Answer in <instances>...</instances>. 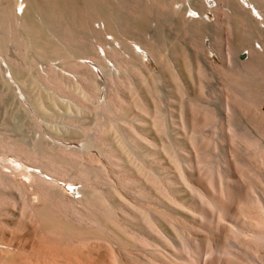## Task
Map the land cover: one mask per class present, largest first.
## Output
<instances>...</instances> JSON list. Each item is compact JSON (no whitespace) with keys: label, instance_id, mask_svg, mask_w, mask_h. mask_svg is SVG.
Returning <instances> with one entry per match:
<instances>
[{"label":"rangeland","instance_id":"rangeland-1","mask_svg":"<svg viewBox=\"0 0 264 264\" xmlns=\"http://www.w3.org/2000/svg\"><path fill=\"white\" fill-rule=\"evenodd\" d=\"M139 1H137L139 4L143 3ZM204 2L210 8L212 7L210 11H206L209 22L205 25L206 27H203L204 30L202 28L201 31H196L197 34L196 32L194 34L193 31L190 32L191 30L187 31L185 19L187 20V16L190 13L183 10L185 2H182L176 11L172 8L168 9L169 5L168 7L159 8L149 5L145 12L139 10L140 14L144 13V19L146 18L144 26L147 24L145 26L147 34L146 32L145 34L147 36L152 35L159 26L160 29L158 28V30L163 32V37L166 39L162 45L165 53H162V62H160L161 66L158 69L149 57H140L137 54H133V52L131 53L129 45L133 48L134 46L142 47L144 41L147 40L144 33L135 32L132 28L127 30L128 32L131 31L129 37H132L126 40L128 43L126 41L125 43L123 39L122 42L121 40H118L119 42L112 41L109 34H102L96 23L88 24V29L86 27L71 26L72 31L71 27H68L71 32L67 31L68 29L63 30V32L58 30L57 33H63V35L57 36L60 39L57 38L54 45L60 48L59 51L56 48V51L50 54L46 51L48 49H45L46 46L43 47L39 44L40 47L37 43L32 44L31 41L29 42L25 37H22L23 34L18 27L14 31V33L19 32L18 37L12 36L16 39L12 38L13 41L9 39L10 35L9 37L6 35L7 33L5 35L2 33L5 30L0 26L3 30L0 31V39H3V41H0V135L4 136L5 134L6 136L7 134V137L10 136L9 138L14 140L18 139L21 141V139H24L30 146L31 143L34 146L38 144L43 153L53 143L79 149L82 146L81 149L84 148L86 150L83 163L94 170L98 178L92 184V188L100 192H106L111 203L118 206L119 209L122 208L121 210H124L127 214L130 213L129 215L137 216L139 213L138 216H140L143 213L141 211L144 210V212L153 211L154 216H157V219L154 217V222L158 229L155 234L158 236L154 235V241L156 250L159 251L158 253L162 251L158 255L166 254L169 257L172 256L175 260L179 259V257L184 259L187 258V254L189 255L187 250L194 247L200 252V258L202 259L203 255H206L209 248L213 246L212 251L214 252L212 253H216L220 259L218 262L216 255L212 254V258L215 260L214 264H220L223 259H226V264H248L258 261L262 263L264 246L254 244L246 236L242 237L243 234H237L236 230L241 229L237 228L232 218L227 217L228 220L225 218L226 220L222 219L218 223L217 210L208 206L207 202L211 198L218 197L220 180L223 178H225V182L229 186L226 193L228 199L232 201L230 202L233 203V206L231 205L233 210H236L237 206H245L248 201L250 202L254 199H252L253 196H259L257 198L264 201V164H262L264 162L262 161L264 159V147H262L264 142H261L262 145L259 149L262 148V150L260 151L258 147L255 148L254 145H248L258 134V131L253 126V118L255 117V108L264 113L262 108L264 94L255 107L244 104L238 106L237 115L232 118L233 121L230 119L233 124L230 120L225 122L227 116L224 113L225 104L227 101H232L233 95L227 89L229 87L227 81L229 80L226 77L227 72L225 70L232 67V64L228 65V59L238 61V63L250 62L251 58H247L246 55L239 56L254 46L256 48L260 47L259 45H263V42L262 39L256 37V28L237 22L236 17L231 13L226 14V12L218 11L217 8H214L215 2L213 0H204ZM16 3L18 6L16 4L14 6L15 15L19 20L23 18L21 14L30 8V1L16 0ZM118 8L115 4L110 6L115 16L131 21L135 19L134 16H137L129 10L121 8L119 9L124 11L118 12ZM113 9L117 10V13ZM18 14L21 16L18 17ZM33 14L36 19L40 18L36 13ZM62 21L66 24L67 20L63 19ZM62 21L59 22L61 26L63 24ZM91 25L93 26L92 31ZM133 30L135 33H133ZM74 31L79 35L77 33L72 34ZM67 32L71 36L77 34L75 37L77 42L73 40L75 39L74 36H72L73 38L70 37ZM4 36H7L8 39ZM20 36L22 39H20ZM63 37L64 42L68 38L70 43L67 41L64 43L61 39ZM194 39L196 40L194 41ZM57 41L62 43L58 44ZM197 41L200 46L196 43ZM139 42H141V45ZM122 43L125 44L122 46ZM202 44H205L206 49L204 50L206 52H203ZM186 46L187 48H185ZM193 47L198 48L200 59L193 63L191 62L192 66L194 65L195 67L191 69L188 66V61L185 62L186 59L179 51L182 48L184 51L187 50V52L190 49L195 52ZM121 49L126 54H131H125L128 59H125L126 57L122 55ZM175 50L177 52L173 54L172 51ZM69 51L73 53L71 54ZM135 51L139 53L138 49H135ZM56 53L62 58L64 57V60L60 59ZM65 53H68L69 56L65 55ZM140 54L143 55L142 53ZM52 55L57 57H54V59ZM65 57L71 58L65 59ZM73 59H75L74 61L78 60L77 62L80 61L79 63H83L93 70L91 71L87 68L85 72L87 75L88 73L89 75L91 74L88 77L91 82H95L96 86H94V83L91 85L94 89L96 87L95 90L90 86L82 89L83 85L79 77L75 76L78 73L71 69L68 70L67 65ZM65 60L68 64L64 62ZM198 64L201 66V71L197 69ZM53 66L56 68L55 71H51ZM6 69L10 73L5 71ZM42 72L43 74L45 73V76L51 72H56L58 76L60 75V78H64L63 80L61 79L64 88L59 89L46 83L43 79L44 76L42 77ZM95 73L97 77H95ZM129 84L133 85L130 86ZM79 85L82 86L77 88ZM89 87L91 91L88 90ZM87 91H89V95ZM115 92L119 93L118 96L120 95L122 100H124L121 104L120 102L116 103L120 105L119 107L112 102L117 96ZM82 93L86 94V96ZM103 100L111 101V104L115 105L112 109L113 111L111 109H109L111 111L108 110L112 106L111 104L107 111L105 109L103 111L100 108ZM138 100L139 102H137ZM140 103L142 104L140 105ZM186 108L188 109L186 110ZM204 109L207 110L205 111ZM209 110L212 113H209ZM181 111H185L184 114H187V118L180 114ZM206 113L210 116L212 115L211 118L206 116ZM218 114L225 117L222 116L224 118L221 119V115L219 116ZM98 118L103 120L102 124H100L101 121ZM183 119L186 120L184 121ZM98 120L100 126H97L99 125ZM106 122L108 125L105 124ZM183 123L184 125L187 124L184 126ZM234 128L237 129L234 130ZM234 132L238 137L233 135L235 134ZM240 133L241 135L244 133L248 134H245L247 137L243 136L239 139ZM244 137L246 140H244ZM245 143L246 145H244ZM42 145L44 149H47L42 150ZM6 155H3V157L5 156L7 163H9L8 160L11 162L13 156L11 154ZM72 163H74V167L78 165L76 161ZM76 169L70 170V174L75 172ZM183 175L188 178L183 179ZM225 175L226 177H223ZM20 178L22 179V177ZM59 183L63 185V181L60 180ZM65 188L68 195L74 198L77 197L75 190L69 191L71 189L70 185H66ZM166 192L185 203L187 202L191 207L193 206L192 208L197 211L196 215H194L196 219L187 213V215L182 214L179 209L170 205L165 197ZM31 195L33 202L37 204V196L35 194ZM248 197L251 199L249 200ZM205 199L208 201L205 202ZM246 208H248L246 209L247 211L244 210L248 214L255 215L257 212L252 207ZM119 213L122 212L119 211ZM177 213L184 216L181 217ZM217 227L218 230L216 229ZM233 230L235 231L233 232ZM244 230L248 234L251 233V230L255 231L247 228ZM210 238H213L214 242H211ZM184 242L187 245H191V247L187 246L189 248L187 249ZM164 244L165 246H163ZM93 245V243L86 245L82 249L81 256L77 255L76 257L78 258L75 257L76 260L80 259L79 257H85V259L81 258V264L82 261L84 262L83 264H109L111 260L109 248L105 247V244H101L102 247L100 244H95L92 247ZM228 251L229 253L235 251L236 255H232V258L229 256ZM69 253L71 256H75L71 251ZM83 254L84 256H82ZM88 254H92V257ZM223 254L228 255L224 256ZM103 255L108 256L103 258ZM166 255H164L163 259L166 258ZM176 255L178 258H176ZM71 256H69L70 260L73 258ZM228 256L230 259H227ZM160 258L157 259L158 262H161ZM167 260L174 263V260L170 258ZM224 260L221 263H224ZM72 261H69L71 263L68 262V264H73ZM178 262L180 260L176 264H180Z\"/></svg>","mask_w":264,"mask_h":264},{"label":"bare ground","instance_id":"bare-ground-1","mask_svg":"<svg viewBox=\"0 0 264 264\" xmlns=\"http://www.w3.org/2000/svg\"><path fill=\"white\" fill-rule=\"evenodd\" d=\"M29 1H30V8L28 10H25V12H23V14H21L23 18H20L18 20L17 16L15 15L16 13H15V8H14L15 4H16V6H18L16 3V0H0V26H1V28L3 27L6 32L3 31L1 28H0L1 29L0 31H3L2 33H4V35H5V33H7L6 35H8V36L10 35L11 37L9 36L10 37L9 39H12L14 36L18 37L19 32L14 33V31L17 30L15 28L18 27L20 32L23 34L22 37H25L29 42L31 41L32 44L37 43L38 46H40L39 44H41L43 47L46 46L45 49L48 48L50 51L48 49H46V51L49 52L50 54H51V52L56 51V48L58 47V46L56 47L54 45V44H56L55 43L56 39L57 38L60 39L57 36L63 35V33L58 34L57 31L59 30V32H63V30H67L68 27H71V26L72 27L77 26L78 28L79 27H84V28L86 27L88 29V26H89L88 24L96 23L97 26L100 28V31L102 32V34H105V33L109 34L111 36L112 41L117 42L118 40H121V42H122V39H123V41L125 42L126 40L132 38L131 36L129 37V35H131V34H129V33H131V31L130 32L127 31V30H129V28L134 29L135 32H140L141 34L144 33V35L147 34V32L145 30L146 29L145 26L147 24L144 26V22H145L144 20L146 18L144 19V16H143L144 13L143 12H145L148 9L149 5H152L153 7L155 6L156 8L165 7V6L168 7V5H169L170 7L168 9L172 8L173 10L176 11L178 9V6L182 2L183 3L185 2L183 10L191 14V15L187 14L188 15V16L186 15L187 20L185 19L187 31L191 30L190 32L193 31L195 34L196 31L197 32L201 31V29L203 27H206L205 25H207V23L209 22L208 15H207L206 11L207 10L210 11L212 8V7L210 8L209 5L204 2V0H140L143 2L142 4H139L137 2L138 0H29ZM213 1L215 2L214 8H217L218 11L220 10L223 13L226 12V14L231 13L236 17L237 22L243 23L245 26L250 25V26H253L254 28H256V32H255V33H257L256 37H258V39L259 38L262 39V42H263V45H259L260 47L256 48L253 45L254 47H252V49H250L244 53V55H246L247 58H251L250 62L238 63V61L236 62L235 60L228 59V65L232 64V67H230L232 69L229 68L230 69L229 70L227 68L226 69L227 71L225 70V72H227L226 77L229 80V81L226 80L229 84V87L227 89H229L231 92L230 94H233V95H232V98L230 96L232 101H227L225 104V108H224L225 112L224 111H222V112L226 113L225 116H227L225 118V120L227 119L225 122H229L230 119L235 118V115H237L236 112H237V110L239 111L238 106L244 104L247 106L250 105L251 107L252 106L255 107L257 105V103L259 102V99L261 100L263 98V94H264V0H213ZM112 2L117 7L121 8V9H125L127 11L129 10L130 12H132L134 15H137V16H134L135 19L133 21H131L129 19L126 20L123 17L115 16L114 13L112 12V10L110 9V6L114 5ZM112 8H114V7H112ZM121 9H119L118 12L124 11ZM139 10H143V12H142L143 14H140ZM113 11H115V10L113 9ZM33 13H36L37 16L40 18L36 19V16L34 17ZM21 15L18 14V17H20ZM63 19L65 21L67 20L66 24H64L65 22L62 21ZM60 20L62 21V23L64 25L62 23H61L62 26L59 24V22H61ZM12 26H13V28H12ZM72 27H71V31H72ZM158 28L160 29L159 26H158ZM158 28H157V30L154 29L155 32L152 35H150V34H149L150 36L146 35L147 40L144 41L142 47L134 46V48H133L131 45H129L131 48L130 49L131 53L133 52V54H137L140 57H143V56L149 57L153 61V63H155V65L157 66V69L159 68V66H161L160 62H162L161 61L162 53H165V51L163 52V46L162 45H163V42L165 43L164 40H166L163 37L164 36L163 32L158 30ZM69 29L67 31L71 32ZM75 29H77V28L75 27ZM81 29H83V28H81ZM60 30H62V31H60ZM92 30H93V26L91 28V31ZM134 30H133V33H135ZM203 30H204V28H203ZM78 31H79V29H78ZM69 32H67V34ZM81 32H82V30H81ZM145 32H146V34H145ZM197 32H196V34H197ZM75 33H77V32L74 31V33H72V34H75ZM203 33H205V32H203ZM67 34H66V36L68 37ZM69 35H70V33H69ZM76 35L75 36L72 35V36H74V38H75ZM66 36H64V37H66ZM72 36L70 35V37H72ZM194 36L195 35H193V37ZM4 37H6L8 39L7 36H4ZM64 37L61 38L62 41L64 40ZM193 37H192V40H193ZM201 37H202V35H201ZM13 39H15V38H13ZM20 39H22L21 36H20ZM196 39H197V37H196ZM196 39H194V41ZM1 40L3 41V39H0V41ZM73 40H76V38ZM73 40H71V41H73ZM9 41H11V40H9ZM66 41L67 42L69 41L68 38ZM76 42H77V40H76ZM202 42H203V40H202ZM60 43H62V42L60 41ZM60 43L58 42V44H60ZM68 43H70V42H68ZM125 43H122V46ZM140 43L141 42H139V44ZM196 43L198 44V41ZM22 44H24V43H22ZM198 46H200V45L198 44ZM201 47L203 48V52H206L204 50V49H206L205 44H202ZM201 47H199V48H201ZM59 48H57L58 51H59ZM185 48H187V46ZM193 48L195 49V52L192 49H190V51L192 50V52H190V51L187 52V50L184 51L182 48H181V51H179L181 53V55L186 59L185 62L188 61V66L191 69L195 68L194 65L192 66V63L194 61L200 59V56L198 53V48L197 47H193ZM135 49H138L139 53L136 52ZM76 50H78V49H76ZM64 51H66V50H64ZM121 51L120 52L125 57L127 54H129V53L126 54L122 49H121ZM176 52H177L176 50L172 51L173 54H175ZM62 53H64V52H62ZM70 53L72 54L73 52L71 51ZM140 53H142L143 55H141ZM167 53H166V55H167ZM50 54H49V57H50ZM56 55L59 56V54H57V53H56ZM56 55L55 56L52 55L53 58L57 57ZM65 55L69 56L68 53L67 54L65 53ZM129 55H131V54H129ZM59 57H60V59L62 58L61 56H59ZM71 57H65V59L66 58L69 59ZM125 59H128V56ZM74 60L75 59H73L69 64L66 62V60L64 62H66V64H68L67 65V67L69 68L68 70L71 69L74 72H77L79 74V75L77 74L75 76L79 77L81 84L83 85L82 89L86 86L91 87V85L93 83H94V86H96L95 82H91L89 77H88L89 71L87 72L88 75L85 72V69H87V68L90 69L89 66L87 67L83 63H79L80 61L77 62L78 60H76V61H74ZM244 61H246V60L244 59ZM178 62H179V60H178ZM123 63H125V62H123ZM199 64H198L197 69H199L201 71V66ZM237 64H239V65H237ZM128 66H129V64H128ZM170 66H173V65H170ZM55 69L56 68H54V66H53V69L52 70L49 69V70L55 71ZM49 70H47V71H49ZM5 71H8V70L6 69ZM91 71H93V70H91ZM45 73H46V71H45ZM47 73H49V72H47ZM90 73H92V72H90ZM41 74H42V77L44 76V78H43L44 81L46 83H48L49 85H53L59 89L64 88L63 81H61L62 77L60 78L59 77L60 75L58 76V74H56V72H51L49 74H46L47 76H45L43 74V72ZM11 75H12V73H11ZM95 75H96V73H95ZM89 76H91V74ZM15 77H16V75H15ZM95 77H97V75ZM112 80H113V78H112ZM64 85L66 86L65 83H64ZM129 85L131 86L133 84H129ZM81 86L79 85V87H77V88H80ZM90 87L88 90H90ZM91 88H93V86ZM95 89H96V87H95ZM134 90H136V89H134ZM116 91L118 92V90H116ZM88 92L89 91H87V94H88ZM115 94H117V96L113 95L116 97L115 98L113 97L114 99L112 100V102H114L115 105H118L116 103H119V102L121 104L124 100H122L120 95L118 96L119 93L115 92ZM84 96H86V94ZM135 96H136V94H135ZM227 100H229V99H227ZM137 102H139V100ZM101 103L102 104H101L100 108H102L103 111H104V109L107 111V108L111 104V101L103 100ZM114 104L112 103L111 104L112 106L110 105L111 107L108 108V110L109 109L112 110L115 107ZM141 104L142 103H140V105ZM187 104H188V102H187ZM119 106L120 105H118L117 107H119ZM125 106H126V103H125ZM208 108H211V107H208ZM187 109L188 108H186V110ZM111 110H109V111H111ZM204 110L206 111L207 109H204ZM210 110H209V113L212 111V110L211 111ZM184 112L185 111H181L180 114H182L183 116H185V118H187L186 117L187 114L185 115ZM202 112H204V111L202 110ZM240 112H239V114H240ZM207 113H208V111H207ZM207 113H206V116H210ZM215 115L217 116V114H215ZM106 116H108V115H106ZM211 116H210V118H211ZM222 116H224V115H221V119L225 117V116L224 117H222ZM98 119L100 120L101 118H98ZM253 119H254L253 120L254 121L253 126L256 128L259 135L257 134V137L255 136L256 137L255 139L252 137L254 140L252 139L250 141V143H249V141H247V142L249 143L248 145H250V144L252 146L254 145L255 148L258 147V149H259V147H261V145H262L261 142H264V140H263L264 139V113L256 110V108H255V117ZM99 120L97 121L98 124H99ZM157 120H158V118H157ZM183 120L185 121L186 119H183ZM183 120H182V122H183ZM100 121H101L100 124H102L103 120H100ZM156 121H154V122H156ZM219 121L221 122V120H219ZM232 121H233V119H232ZM100 124L97 126H100ZM105 124L108 125L107 122ZM232 124H233V122H232ZM111 125H114V124H111ZM157 125H159V124H157ZM183 125H184V123H183ZM109 126H110V123H109ZM227 127H229V126H227ZM236 129L234 128V130H236ZM244 129H246V128H244ZM108 130H110V129L108 128ZM114 131H115V129H114ZM239 132H240V130H239ZM245 134H248V133H244L243 135H241V133H240L241 136L239 135L240 136L239 139H241V137L245 136ZM233 135H237V134L235 133ZM15 136H16V134H15ZM15 136H14V138H15ZM9 137H7V134H6V136H5V134H4V136L0 135V264H68V262L72 261V260H73L72 261L73 264H78V260H79V264H81L80 261H81L82 257H79L80 259L76 260V258H78L76 256L77 255L81 256L82 249H84L85 246L88 245L89 243L90 244L93 243L94 245L95 244H100V245L105 244V247L107 246V248H109L110 256H111L110 262L108 261L109 264H164L166 262H167L166 264H176L177 261H179V260H180V262H178V263H180V264H194V263L214 264L215 263V260H213V258H212V254H214V253H212V252H214V251H212L213 246L209 248L208 252L206 251L207 254L203 255V258L201 259L200 258L201 256L199 254L200 252H198L197 249H195L194 247L189 249L191 247V245H187L185 242H184V244L186 245V248L189 250H187L186 248H184V249L189 251V255H190L189 256L187 254L186 255L187 258L183 259V257H179V259H176L177 260L176 261L175 259L172 258V256L169 257L166 254H162V256L158 255V254H161L162 251L160 253H158L159 251L156 250L155 241H154V235H157L155 233L158 231V229L156 228L155 222H154L155 218L157 219V216H154L153 211L152 212H147V211L144 212V210L141 211L143 213H142V215L140 214V216H138L139 213L137 216L136 215H129L130 213L127 214L124 210H121L122 208L119 209L118 206L111 203V201L108 199L106 192H100V191H97L96 189L92 188V184L95 182V180L97 178V176H96L97 174H95L94 170H92L87 164L83 163V161L85 160L84 157H85V151L86 150H84V148L81 149L82 146L81 147L79 146L80 147V149H79V148H70V146L69 147L64 146L63 144L62 145L61 144L56 145L53 143V145L50 144L48 149L45 148L47 150L43 153V151L40 150V147H38L37 142H36V144H37L36 146H34L30 142L31 143V146H30V144L28 142H27L28 143L27 144L24 139H21V141H20L18 139L14 140V139H11ZM237 137H238V135H237ZM245 137H247V136H245ZM245 137H244V140H246ZM257 142H258V144H257ZM244 145H246V143ZM40 146H41V144H40ZM249 147H251V146H249ZM262 147H264V145H262ZM85 148H86V146H85ZM45 149L42 145V150H45ZM260 150H262V148L259 149V151ZM6 154L7 155L11 154L13 156V160L11 162L8 160V162L11 163V165H9V163H7V161L4 158L5 156L3 157V155H6ZM263 154H264V152H263ZM75 161L78 163V165L75 164L76 167H74V163H72ZM262 161H264V159ZM71 163L73 166L71 165ZM262 164H264V162ZM73 168H77V169L75 170V172L72 171L73 173L70 174V170H73ZM225 174H227V173H225ZM185 176L183 175V179L188 178ZM20 177H22V179ZM223 177H226V175ZM99 179H100V177H99ZM60 180L63 181V185L61 183H59ZM227 184L225 182V178L221 179L220 184H219V188L217 187L219 189L218 197H215V198L210 197L211 199L209 201L207 199H205V202L208 201L207 202L208 206L214 207L217 210V221H218V223H220L221 220L225 219V218L228 220L227 217L232 218L234 220L235 224L237 225V228L241 229V230H236L237 234H243L242 237L246 236L254 244L259 245V246H264V201H262L260 198H257L259 196H257V197L253 196L252 199L253 198L254 199L250 202L248 201L245 204V206L240 205V206L236 207V205H235V207L237 209L233 210L232 209L233 203H231L232 201L230 199H228V196L226 193V190L229 187ZM66 185L71 186V189H69V191L75 190L74 192L77 194L76 198L68 195V192L65 188ZM31 194H35L37 196V198H38L37 204H35L33 202ZM257 194H259V193H257ZM165 195H166L165 197L167 199V202L170 205L179 209L182 214L184 213V215H185L187 213V214H189L195 218L194 215H196L195 213L197 211L195 210V208H192L193 206L191 207L189 204H187V202L185 203L184 201L177 199L176 197L168 194L167 192L165 193ZM259 195H261V194H259ZM110 196H111V194H110ZM109 198H111V197H109ZM248 198H249V200L251 199L250 197H248ZM113 202H115V201H113ZM241 206H243V207H241ZM246 207L254 208L257 211L256 214L251 215V214L246 213V211H247L246 209H248ZM211 210H212V208H211ZM119 211H121L122 213H119ZM177 214H180V213H177ZM156 215H158V214H156ZM184 215H181V217ZM228 225H227V227H228ZM173 226H175V225H173ZM158 227H160V226H158ZM245 228H247L248 230L253 229L255 231L251 230L250 231L251 233L248 234L245 232V230H244ZM216 229L218 230V227ZM234 231L235 230H233V232ZM175 232H176V230H175ZM212 232L214 233L213 230H212ZM160 237H162V236H160ZM214 237H215V235H214ZM210 240H211V242H214L213 238H210ZM212 244H214V243H212ZM94 245L92 247H94ZM163 246H165V244ZM187 246H189V248ZM101 247H102V245H101ZM183 247H185V246L183 245ZM98 248H99V246H98ZM158 249H160V248H158ZM177 249H178V247H177ZM214 249H215V246H214ZM70 251L75 256H71V254L69 253ZM232 251H231V253H229V251H228V253L230 254L229 256H231L233 258V256H235L236 254L234 253L235 251L233 253H232ZM219 253H220V251H219ZM226 253H227V251H226ZM84 254L82 256H84ZM167 254H169V253H167ZM225 254H223V255L224 256L228 255V254L227 255H225ZM91 255H89V256H91ZM164 255H166L167 259L170 258V259L174 260V263L172 261L168 262V260L166 258L163 259V257H165ZM215 255H216V253L214 254V256ZM69 256H71V258L73 257L72 260L69 259ZM107 256H104L103 258H106ZM220 256H221V254H220ZM247 256H249V255H247ZM216 257H217V255H216ZM228 257H227V259H230V257L229 258ZM83 258L85 259V257H83ZM158 258L161 259V262L160 261L158 262V260H157ZM176 258H178L177 255H176ZM220 258L222 259V257H220ZM89 259H91V258H89ZM98 259H99V257H98ZM216 259H217V261L218 260L220 261L219 257H217ZM93 260H94V258H93ZM223 260L221 262H223ZM212 261H214V262H212ZM225 261H226V259L224 260V263H225ZM239 261H241V260H239ZM221 262H220V264H224ZM259 262L260 261L250 262L248 264H264V259H263L262 263H259ZM69 263H71V262H69ZM83 263L84 262L82 261V264Z\"/></svg>","mask_w":264,"mask_h":264},{"label":"water","instance_id":"water-1","mask_svg":"<svg viewBox=\"0 0 264 264\" xmlns=\"http://www.w3.org/2000/svg\"><path fill=\"white\" fill-rule=\"evenodd\" d=\"M242 55H244V53H242L239 57H242ZM262 108H263V110H264V104H263Z\"/></svg>","mask_w":264,"mask_h":264}]
</instances>
